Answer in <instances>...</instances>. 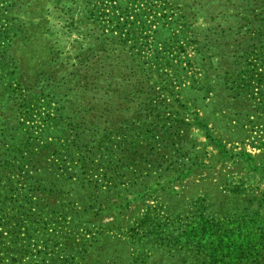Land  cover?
<instances>
[{"label":"rangeland","instance_id":"1","mask_svg":"<svg viewBox=\"0 0 264 264\" xmlns=\"http://www.w3.org/2000/svg\"><path fill=\"white\" fill-rule=\"evenodd\" d=\"M261 120L264 0H0V264H61L101 183L86 264H264V155L217 143Z\"/></svg>","mask_w":264,"mask_h":264},{"label":"crops","instance_id":"2","mask_svg":"<svg viewBox=\"0 0 264 264\" xmlns=\"http://www.w3.org/2000/svg\"><path fill=\"white\" fill-rule=\"evenodd\" d=\"M247 129L248 136H244L240 140L231 138L218 141L219 147H222L220 149L224 150V152L219 150L218 155H264V120L256 123V125L248 126ZM225 145L229 146L228 151ZM249 166H254L252 161H249ZM117 187L119 188V185ZM87 189L90 194L88 203L83 204L80 200H68L67 197L71 193L67 194L61 189L59 190V200L54 202L59 208L67 210V213L71 210L73 214L72 216L60 217L64 226L60 240L68 249V253L60 257L61 264H86L89 258L95 259L104 253L98 247L102 240L120 242L124 238L126 202L120 199V191L113 190V185L108 183L90 184ZM114 191L117 199L111 198ZM100 196L101 199L99 200L97 197ZM94 208H116L117 211L115 214L113 213L114 215L111 214L113 216L110 217V221L104 220L99 223L94 219ZM137 217H141V211H138ZM133 219H136V214ZM134 230L135 227L133 232Z\"/></svg>","mask_w":264,"mask_h":264}]
</instances>
